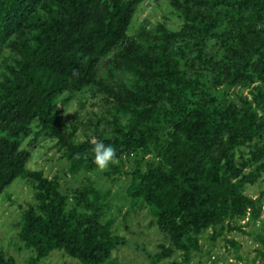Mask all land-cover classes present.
<instances>
[{
	"label": "trees",
	"instance_id": "1",
	"mask_svg": "<svg viewBox=\"0 0 264 264\" xmlns=\"http://www.w3.org/2000/svg\"><path fill=\"white\" fill-rule=\"evenodd\" d=\"M144 1L0 0V198L16 180L35 196L18 222L31 255L18 262L0 250V264H40L54 252L108 264L127 245L110 190L90 177L93 138L133 164L127 196L163 235L149 264H192L207 237L236 246L226 237L246 219L251 264H264V192L246 193L264 181V0H166L178 29L145 21L129 35ZM84 90L102 110L79 140L58 99ZM28 138H53L83 185L69 193L29 169Z\"/></svg>",
	"mask_w": 264,
	"mask_h": 264
},
{
	"label": "rangeland",
	"instance_id": "2",
	"mask_svg": "<svg viewBox=\"0 0 264 264\" xmlns=\"http://www.w3.org/2000/svg\"><path fill=\"white\" fill-rule=\"evenodd\" d=\"M147 21L150 25L165 22L170 28L178 29L181 25L179 15L166 0H145L138 5L129 35H134L140 25ZM250 89H245L244 95ZM235 91H230V97H235ZM66 96L58 99L60 110L63 109V124L70 131L76 129L78 139L83 140V130H92L95 114L101 113V99H93L89 90L76 93L65 105ZM79 122L85 123L80 125ZM90 126V127H88ZM90 132V131H89ZM32 138L23 143V148H29L31 158L28 168L41 170L49 179L57 178L62 188L67 192L82 186L84 175H71L68 171V161L57 150L53 138H43L34 146H30ZM122 173H112L110 166L103 171H95L90 177L103 189L110 190L111 209L109 215L115 218V231L127 239V245L120 248L112 256L108 264H149L147 255L153 254L161 243L163 235L152 224L148 211L129 199L127 187L129 180L126 173L133 169V164L126 156L114 163ZM113 180V181H112ZM264 192V181L249 186L246 193L257 198ZM34 191L21 180H16L0 198V250L24 262L31 253L24 249L18 239V222L22 211L34 203ZM264 217V199L263 213ZM248 220L241 222L242 231H235L227 239H233L236 246L219 238L213 243L206 238L204 252L197 256L192 264H251L255 256L256 245L252 238L254 224L247 225ZM259 223L256 224V227ZM179 259V258H178ZM71 259L60 252H54L43 259L40 264H69ZM259 264V263H256Z\"/></svg>",
	"mask_w": 264,
	"mask_h": 264
},
{
	"label": "clouds",
	"instance_id": "3",
	"mask_svg": "<svg viewBox=\"0 0 264 264\" xmlns=\"http://www.w3.org/2000/svg\"><path fill=\"white\" fill-rule=\"evenodd\" d=\"M93 153V163L98 171H103L114 164L115 152L111 145H106L103 141H97L95 138L91 141Z\"/></svg>",
	"mask_w": 264,
	"mask_h": 264
}]
</instances>
